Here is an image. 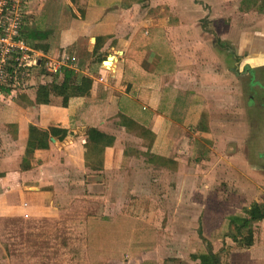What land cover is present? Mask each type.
<instances>
[{
	"label": "crops",
	"instance_id": "crops-1",
	"mask_svg": "<svg viewBox=\"0 0 264 264\" xmlns=\"http://www.w3.org/2000/svg\"><path fill=\"white\" fill-rule=\"evenodd\" d=\"M241 1L28 0L27 13L32 11V22H36L32 28L47 31L44 39H49V43L46 41L45 45L52 52L36 47L35 50L48 57L52 53H58V57L68 53L72 60L66 67L92 82L89 94L71 96L66 105L63 97L56 94L50 96L48 103L36 101L43 75L36 81L33 73L23 87L3 89L0 220L57 216L63 202L71 197L69 193L74 191L62 188L67 186L63 181L67 173L81 172L92 177L99 173L106 178L116 173L122 178L127 174L126 168H131L127 161L132 151L148 153L153 167L172 177L178 175V182L184 184L189 194L184 193V199L192 198L189 190L197 182L198 192L206 198V187L209 188L212 179H205L206 171L200 167L178 162L177 154L203 142L202 137L214 127L212 122L204 121L216 120L217 106L233 102L232 84L229 87L223 83L220 63L227 52L235 56L233 49L223 42L236 39L238 33L264 31L262 0L258 3L251 0L249 5H242ZM232 7L240 14L227 10ZM226 14L243 21L246 20L243 16L250 14L249 22H254V26L236 30L232 27L233 18L228 21ZM109 56L115 59L104 66L103 61ZM64 67L55 75L57 82L64 79ZM184 101L190 103L185 113ZM182 110V114L175 113ZM191 121L197 124L196 132L191 134L198 140L193 143L189 132ZM31 125L49 132L47 148L37 147L30 136ZM90 127L113 138L102 153L99 145L89 140ZM231 166L240 170L234 163ZM196 167L204 175L198 173L193 180L189 170ZM199 180H206L204 187L201 188ZM93 181L89 184H99ZM101 192L102 198H106L111 188L102 187ZM206 206L199 209V234L209 250L201 254L213 252L223 264L225 256L220 249L226 243L231 250L226 252L231 264H264V235L260 233L261 238L255 231L256 224L264 228V219L249 226L253 230L252 245L243 243L242 248L234 249L232 244L236 245L238 240L234 236L229 240V235L222 237L228 228L224 216L231 215L209 213ZM213 216L217 217L214 236L208 234ZM6 248L0 241V249L6 254L0 257V264L14 261ZM200 256L193 259L202 264ZM23 259L24 263L31 262V258Z\"/></svg>",
	"mask_w": 264,
	"mask_h": 264
},
{
	"label": "rangeland",
	"instance_id": "rangeland-1",
	"mask_svg": "<svg viewBox=\"0 0 264 264\" xmlns=\"http://www.w3.org/2000/svg\"><path fill=\"white\" fill-rule=\"evenodd\" d=\"M251 2L241 1L242 5ZM261 2L260 6L264 1ZM27 7L28 0L23 35L36 25ZM227 10L240 14L234 7ZM226 15H229L225 16L228 21L233 18L232 27L236 30L254 26V22H249L250 14L243 16L247 22L232 14ZM258 31L238 33L236 39L223 42L233 49L235 56L227 52L222 56L223 63L219 62L223 83L229 87L232 84L233 102L223 104L224 111L217 106L216 120L204 121L212 122L214 127L209 135L202 137L203 142L180 152V156L177 154L178 162L200 167L206 171L204 178L212 179L209 188L206 187V198L198 192L197 182L189 190L192 198L184 199V193L189 194L184 184L178 182V175L172 177L165 170L153 167L148 153L132 151L127 161L131 168H126L127 174L122 178L113 172L108 178L99 173L94 177L81 172L67 173L63 180L67 186L62 185V188L74 191L69 193L71 197L63 202L57 216L1 219L0 241L14 258L10 264H27L24 257L31 258L29 264H201L193 258L209 250L199 234V209L206 205L209 213L231 215L224 216L228 228L222 237L229 235L231 240V236H237L236 245H232L234 249L242 248L248 229L238 231L236 225L243 218H233L236 220L233 222L230 217L236 214L235 217H247V209L255 201L264 205V31ZM27 40L34 48L45 45L46 41L49 43V39ZM52 55L40 54V57L46 63L58 57V53ZM37 68L32 71L36 81L41 80L43 74V68ZM189 105L184 101V113ZM180 112L183 110L175 111L182 114ZM190 123L191 142H197L198 138L191 134L196 132L197 124ZM233 163L239 171L232 169ZM197 167L189 170L193 180L198 173L204 175ZM173 170L176 172L175 168ZM92 179L99 184L90 185ZM103 180L106 183H101ZM199 181L201 188L204 187L206 180ZM108 186L111 194L106 193L109 196L102 198V187L108 189ZM216 218L212 217V230L208 233L213 236L216 235ZM255 231L264 235L263 226L256 224ZM229 249L226 243L220 249L225 256L223 264H231L226 257V252H231ZM4 256L0 249V257Z\"/></svg>",
	"mask_w": 264,
	"mask_h": 264
},
{
	"label": "built area",
	"instance_id": "built-area-1",
	"mask_svg": "<svg viewBox=\"0 0 264 264\" xmlns=\"http://www.w3.org/2000/svg\"><path fill=\"white\" fill-rule=\"evenodd\" d=\"M26 5L27 0H0V94L26 85L37 67L43 68V76L56 75L71 64L68 53L43 62L24 38Z\"/></svg>",
	"mask_w": 264,
	"mask_h": 264
},
{
	"label": "trees",
	"instance_id": "trees-1",
	"mask_svg": "<svg viewBox=\"0 0 264 264\" xmlns=\"http://www.w3.org/2000/svg\"><path fill=\"white\" fill-rule=\"evenodd\" d=\"M26 29V28H24ZM47 36V31L43 32L39 29L31 28L27 34H24V38H31L34 40H42ZM28 41V40H27ZM37 48H43L47 50V45H36ZM106 66V65H105ZM64 79L62 82H57L55 75H44V79L39 83L36 92V101L38 103H48L50 96L56 94L63 97V104L68 103V99L74 95H87L90 91L91 79L85 75H76L75 71L71 68L64 67L63 69ZM47 76L48 78H46ZM30 136L36 142L38 148H47L49 146L50 135L48 131L37 128L36 126H30ZM88 137L91 142L99 145L100 153L103 152L107 145L112 144L113 138L100 132L95 127L88 128ZM247 217H232L234 219H242L238 226V231L241 228L248 227V235L246 237V245H252L253 230L249 226L251 223L264 219V205L261 202L252 203L251 207L247 209ZM234 218V219H233ZM201 233V232H200ZM235 240L237 236L233 237ZM196 257V256H195ZM202 264H220L219 257L213 253L202 254L200 256Z\"/></svg>",
	"mask_w": 264,
	"mask_h": 264
},
{
	"label": "water",
	"instance_id": "water-1",
	"mask_svg": "<svg viewBox=\"0 0 264 264\" xmlns=\"http://www.w3.org/2000/svg\"><path fill=\"white\" fill-rule=\"evenodd\" d=\"M113 59H115L114 56H109L106 60L103 61V63L106 65V63L113 62Z\"/></svg>",
	"mask_w": 264,
	"mask_h": 264
},
{
	"label": "flooded vegetation",
	"instance_id": "flooded-vegetation-1",
	"mask_svg": "<svg viewBox=\"0 0 264 264\" xmlns=\"http://www.w3.org/2000/svg\"><path fill=\"white\" fill-rule=\"evenodd\" d=\"M249 71H251L250 69H248ZM251 73V72H250Z\"/></svg>",
	"mask_w": 264,
	"mask_h": 264
}]
</instances>
